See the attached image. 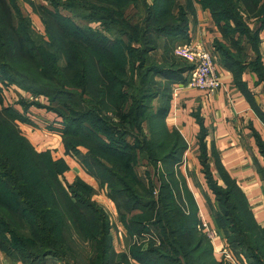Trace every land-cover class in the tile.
I'll use <instances>...</instances> for the list:
<instances>
[{"label": "trees", "instance_id": "trees-1", "mask_svg": "<svg viewBox=\"0 0 264 264\" xmlns=\"http://www.w3.org/2000/svg\"><path fill=\"white\" fill-rule=\"evenodd\" d=\"M197 1L218 26L224 23L220 29L229 47L220 46L222 60L237 73L244 67L243 40L257 54L256 34L241 13L264 24V0ZM46 2L49 6L31 4L43 14L45 37L35 39L30 20L0 0V79L47 100L37 105L61 118L66 154L106 185L129 241L125 251L113 250L110 222L92 200L93 188L78 178L65 183L67 164L35 150L17 124L20 111L12 107L0 109V251L13 262L40 264L66 257L67 240L77 237L89 245L88 264H112L114 256L120 258L115 264H215L212 246L199 252L196 203L178 171L186 144L164 122L172 87L184 84L193 68H180L168 57L177 37L185 38L183 11L173 14L175 0ZM131 6L143 13L135 22L128 19ZM90 23H100L103 32ZM158 51L160 61L151 56ZM258 143L264 158V144ZM137 152L154 169L157 188L141 179ZM200 159L216 201L231 212L224 213L229 227L220 223V215L214 220L226 243L249 264H264V227L256 223L242 190L225 173L219 186L206 170L204 154ZM258 173L264 183V169ZM156 226L160 234H153ZM146 233L152 241L144 247L139 239ZM204 256L211 261L202 262Z\"/></svg>", "mask_w": 264, "mask_h": 264}, {"label": "crops", "instance_id": "crops-1", "mask_svg": "<svg viewBox=\"0 0 264 264\" xmlns=\"http://www.w3.org/2000/svg\"><path fill=\"white\" fill-rule=\"evenodd\" d=\"M145 1L149 5L154 2V0ZM175 3L173 14L183 11L186 30L184 39L177 37L178 40L174 41V56L183 57L178 55V52L179 48L185 44L201 45L214 54L221 82V87L211 96L195 89H180L176 92V86L172 87L169 110L164 122L170 130L178 131L186 144L178 171L184 179L186 188L193 196L199 220H204L210 227L217 230L210 210L212 192L208 187L200 159L204 154L207 172L221 187L224 186L220 177L221 173L227 174L234 180L242 190L256 223L264 227V183L258 173L260 169H264V158L258 143L260 141L264 144V122L262 121L264 116V24L258 18L241 13L242 22L256 34L257 54L243 40L241 44L245 47L244 67L235 73L222 60L220 46L229 47L220 29L224 23L218 26L210 11L203 8L197 0H175ZM36 4L46 5L47 3L39 0ZM254 61L258 62L257 67L253 64ZM39 113L45 115L47 120L60 122L46 111ZM54 122L52 124L58 128L54 131L55 134H50L56 141L55 148L58 152H51V154L54 159L65 160L68 166V170L64 173L65 180L71 183L78 178L98 193L95 178L83 170L75 157L64 154L60 133H58L60 128ZM37 128L41 127L37 126ZM22 129L29 130L34 135L38 132V129L27 124H23ZM31 137L34 136L31 135ZM28 139L38 152L48 149H37L40 142L38 138ZM101 194L105 195L99 192L98 195L93 196L92 200L104 208L98 200ZM103 199V202L107 200ZM107 202L109 207L114 204L111 200ZM104 205L107 206V204ZM114 214L116 215V212ZM119 232L122 233L121 230ZM110 235L113 250L116 253L125 251L123 241L122 243L118 241L119 250L115 248L111 229ZM222 241L224 239L218 232V237L211 242L216 261L218 260L217 251L223 245ZM0 264L23 263L13 262L0 251Z\"/></svg>", "mask_w": 264, "mask_h": 264}, {"label": "rangeland", "instance_id": "rangeland-1", "mask_svg": "<svg viewBox=\"0 0 264 264\" xmlns=\"http://www.w3.org/2000/svg\"><path fill=\"white\" fill-rule=\"evenodd\" d=\"M8 1L11 3V5H13L15 7L16 10L21 11V14H20V15H22L21 17H26L28 22L30 20L29 24L31 23L32 32L34 31V33H35L34 35L36 36L35 39H39L41 35L42 36L45 35L44 27L42 24L43 21L41 20V16L43 17V14H42V12H40V10H38V11H37V9L34 10L33 6L31 5L32 3L36 5V3L39 0H8ZM42 1L46 2V0H42ZM16 10L12 9V12L14 15V23L16 26H18L19 15L17 14ZM137 10L133 6H131L127 12L128 13V19L131 20L132 22H135L137 20L138 16H143V13L140 12L139 8ZM60 11L63 14H68V12L65 10L60 9ZM81 24H86V23L81 22ZM89 27L93 28L94 30H99L100 32H103V26L100 23H98V24L90 23ZM230 48H231V50L234 51V49H232L231 46H230ZM243 54H245V47H244ZM151 56H152V58H155L158 61H160L161 59H164L161 51L154 52V53H152ZM172 56L175 58L176 64H178V67H180V68L184 67V66H188V65L191 66L192 65V61L189 62L184 57H175L173 49L171 50L168 57L170 59H172ZM61 63L62 62H59V65ZM3 78L4 77H1V79H0V89H1L0 109L13 107V108L17 109L18 111H20L21 114L20 113L19 114L22 118H20V120L17 121V124H18L19 129L21 130L22 134L25 136V138L28 141H29L28 138H33V140L38 138V140L40 142L37 145V149L48 148L46 151H43V152H49L51 156H52L51 152H54V153L58 152V149L55 148L56 141H54V137L51 135V134H55L54 131L58 127L57 126L54 127V125L52 124V122H54V121H52L50 119L47 120L46 119L47 117L45 115H41L39 112H45L46 111L49 114H52V116H54V118H57L59 121H61V118L53 112L45 110L44 108H39L40 106L37 105L38 103L48 104L47 100H44L43 97H39L38 95H35L34 93H31L29 91H24L23 89L19 88L16 84H14V83L6 80V79H3ZM24 94H28L29 96H31V99H27L25 96H23ZM51 105L52 106H55V105L59 106L57 103L56 104L52 103ZM61 109L64 110V109H66V107H64V105H62ZM30 111H33V112L31 113ZM54 123L58 124L60 129H59V131L58 130L57 131H58V133H60L61 130H63L64 125H62L60 122H58V123L54 122ZM23 124H27V125L32 126L35 129H38L37 130L38 135L37 134L36 135L31 134L29 130H27L28 131L27 132L26 129H22ZM37 126H39L41 128H37ZM31 135L34 137H31ZM60 137H61V135H60ZM61 141H62V139H61ZM79 141H80V139L76 140V142H79ZM33 142L35 143V141H33ZM129 142L134 143V141H132V140H130ZM62 147H63L65 155L74 157V155H72V154H66L63 143H62ZM49 148H50V150H49ZM81 150L83 152L86 151L84 148H81ZM77 156L79 157V155H77ZM137 156H138V158L136 160V169L139 172V174L141 175L140 176L141 179H143V181L145 182V184L147 186L152 181L154 186L157 188L159 183H158L156 177L154 176V169L152 167H149L147 165V163L142 160L143 154L141 152H139V153L137 152ZM60 159L65 162V160L62 158H58V159L53 158V160H60ZM78 163L81 165L80 162H78ZM147 173H148V175H147ZM149 177H150V179H147ZM62 180L65 183H68L67 180H65V178H64V174L62 176ZM96 182L98 184L97 185L98 186V193L103 192L105 194V195L101 194V196L98 197L99 198L98 200L104 206V208H102V207L101 208L103 209V211L105 212V214L109 218V222H110V226H111L110 228H111L112 235H113L114 246L117 250H119L120 245L118 244V241H120V242L123 241V244H127L126 240H127V242L129 241L125 237L126 230L121 225V223L119 222V217H118V213H117V209H116L115 205L112 204V207L108 206L107 201L110 199L108 198V189H107L106 185L101 186L97 180H96ZM71 183H68V184H71ZM93 192H94L93 196L98 195L96 190ZM211 192H212V195H211L212 196V203H210L211 204L210 210H211V215H212L213 220H215L216 217H218V219H219V215H220V217H221L220 218L221 220L219 219L220 223L223 224L225 228L229 227V225L227 223H225L226 218L224 217V213L228 212L229 214H231L230 209H229V211H227L225 208L223 209L220 206L222 204H218V202L216 201V196L213 193V191H211ZM156 193L154 195H156ZM93 196H92V199H93ZM183 197H184V195H183ZM103 198H105L107 200H105V202H103L104 201ZM104 204H107V206ZM114 212H116V215L114 214ZM214 223H215V221H214ZM215 225H216V223H215ZM216 228H217V225H216ZM151 229H152L153 234H155V233L160 234V229L157 226L151 227ZM119 230H121L122 233H120ZM217 230H218L219 234L222 235V237H223V234H222L223 232H221V230H219L218 228H217ZM199 233L201 236L199 234H198V236H200L199 238H201L202 242H203L202 248L199 249V252H201V251H203L202 249L204 246H206V245L211 246V241L203 233H201V232H199ZM149 236H150V234L146 233V235L140 237V239H139V242L144 247L146 246L147 243H149V241L150 242L152 241L151 238L149 239ZM74 240H72V242L67 240L68 254L66 257H64L63 259H56L53 257H48L44 260H41L40 264H88V257L90 254L89 245L80 241V239H78L77 237H74ZM154 242L157 243L156 238H155ZM222 242H223V247L229 252L228 255L230 258L227 256L224 257L223 255L221 256L217 252L218 260L216 261V259H215V264H249L247 259L243 258L242 256H239L237 253L232 251L231 247L228 246L225 239ZM123 247H125V245ZM70 249H71V251H70ZM236 251L239 252V249H237ZM164 253L167 255L173 256V252H171L169 250L164 251ZM112 256L113 255H111V257ZM202 259H203L202 262L211 261V259L209 260L208 256H204V257H202ZM115 260L117 262H120V258L118 256H116V257L114 256L113 261H115ZM113 261H112V264H115ZM131 264H133V262H131Z\"/></svg>", "mask_w": 264, "mask_h": 264}, {"label": "built area", "instance_id": "built-area-1", "mask_svg": "<svg viewBox=\"0 0 264 264\" xmlns=\"http://www.w3.org/2000/svg\"><path fill=\"white\" fill-rule=\"evenodd\" d=\"M178 55L183 56L189 62L192 61L193 68L187 73L186 82L184 84H178L175 87L176 92L180 89H195L204 92L207 96H211L221 87L214 54L211 51L201 45L188 43L179 48ZM23 96L31 99V96L28 94H24ZM197 230L203 233L211 242L218 237V231L210 227L202 219L199 220ZM217 252L221 256L229 257V252L223 245Z\"/></svg>", "mask_w": 264, "mask_h": 264}]
</instances>
